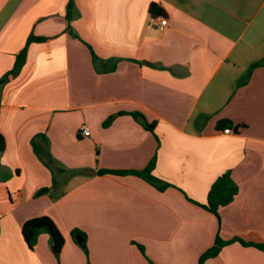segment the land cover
<instances>
[{
  "label": "crops",
  "instance_id": "1",
  "mask_svg": "<svg viewBox=\"0 0 264 264\" xmlns=\"http://www.w3.org/2000/svg\"><path fill=\"white\" fill-rule=\"evenodd\" d=\"M68 1L0 0V78L31 36L44 39L0 88V264H198L217 235L264 243V65L242 83L264 59V0H73L69 22ZM119 112L141 113L154 135L126 114L103 127ZM220 120L244 127L223 134ZM33 138L56 169L55 200L34 197L52 174ZM154 156L162 192L97 173L141 171ZM225 172L238 193L215 216L200 205ZM40 216L64 238L58 258L45 232L33 250L22 238ZM204 264H264V252L233 242Z\"/></svg>",
  "mask_w": 264,
  "mask_h": 264
},
{
  "label": "trees",
  "instance_id": "2",
  "mask_svg": "<svg viewBox=\"0 0 264 264\" xmlns=\"http://www.w3.org/2000/svg\"><path fill=\"white\" fill-rule=\"evenodd\" d=\"M73 0H69L66 6V20L69 22L72 17V11H73ZM148 13L153 19L165 17L166 13L164 9L161 7L160 4L152 2L149 7H148ZM67 30L71 32V34L74 37H77L70 28V25H68ZM43 38H37L31 36L27 40V44L25 48L16 55L15 62L13 65V68L6 73L3 77L0 78V88L2 85H4L10 77H14L17 75V73L20 71L21 67L25 63V58H26V49L27 46L31 42H41L43 41ZM92 58L93 62L97 61V57L92 53ZM260 65H264V59L258 62L257 64L251 66L249 73L247 77L242 81V83H246L250 77L251 71ZM114 68L112 67L111 70ZM126 114L131 116L135 121H137L143 128L146 130L150 131L154 135V128H155V123H149L145 117L139 113V112H119L115 115L110 116L107 120L103 122V127L108 126L111 121L114 119L115 116L117 115H122ZM244 127L243 124H233L229 120H220L216 124V128L220 130L224 129H230L234 133H237L240 128ZM39 138L40 141H45L46 138L44 135L40 134L36 136ZM35 137V138H36ZM35 138L31 140V146L34 154L37 156V158L41 161V163L46 166L52 174V184L50 187L46 188H41L38 190L35 194L34 197H39L41 195H48L51 199L55 200L59 198L60 196L55 195V187H56V181L54 179V171L56 170L51 166V159L50 155L43 149L42 146L38 145L35 142ZM44 156V157H43ZM155 165V156L151 159L149 164L146 166L145 169L141 171H115V170H99L97 173L98 174H115V175H135L139 178H142L149 184H151L153 187H155L158 191H164L167 187H169V184L164 183L157 178H155L152 175V171L154 169ZM57 171L63 172V169H59ZM238 193V186L236 182L231 178L230 173L225 172L219 177L215 179V181L211 184L207 195H206V201L204 204H201L200 206L204 208L206 211L210 212L211 214L218 216V210L221 207L229 205L235 196ZM41 232H45L49 236L50 244L55 247L56 253L55 256L58 258L59 252L61 248L64 245V238L59 232L58 228L54 224V222L47 216H40V217H34L31 219L26 220L22 226H21V235L22 238L27 245V247L30 250H33L36 243H37V238ZM71 236L75 243H77L85 253H87V246H86V237L85 234L80 232L79 230H73L71 232ZM80 236L82 237V240L79 242L76 237ZM233 242H238L240 245L245 246V247H254L257 248L258 250H261L264 252V243H255V242H249V241H244L239 237H234L230 240H223L219 235L215 237V240L213 242V245L206 249L203 253L198 258V264H204L206 260L215 258L222 247L233 243ZM140 253L143 256L145 255V250L144 247L140 244L134 243ZM149 264H153L151 261H148Z\"/></svg>",
  "mask_w": 264,
  "mask_h": 264
},
{
  "label": "built area",
  "instance_id": "3",
  "mask_svg": "<svg viewBox=\"0 0 264 264\" xmlns=\"http://www.w3.org/2000/svg\"><path fill=\"white\" fill-rule=\"evenodd\" d=\"M154 25L159 31H162L167 26V20L164 17L157 18L154 22ZM80 133L84 137H87L90 135V131L86 126L80 127ZM231 133H233V131L230 129L223 130V134H231ZM15 196H16L15 194H11V197H15Z\"/></svg>",
  "mask_w": 264,
  "mask_h": 264
},
{
  "label": "water",
  "instance_id": "4",
  "mask_svg": "<svg viewBox=\"0 0 264 264\" xmlns=\"http://www.w3.org/2000/svg\"><path fill=\"white\" fill-rule=\"evenodd\" d=\"M3 149H4V140H3V137L0 134V151H2ZM76 239L79 242L81 241V239H79L78 237H76ZM51 249H52L53 253H56L55 247L53 245L51 246Z\"/></svg>",
  "mask_w": 264,
  "mask_h": 264
},
{
  "label": "rangeland",
  "instance_id": "5",
  "mask_svg": "<svg viewBox=\"0 0 264 264\" xmlns=\"http://www.w3.org/2000/svg\"><path fill=\"white\" fill-rule=\"evenodd\" d=\"M52 246V245H51ZM51 246H50V248H51ZM51 251H52V249H51ZM53 252V251H52Z\"/></svg>",
  "mask_w": 264,
  "mask_h": 264
}]
</instances>
